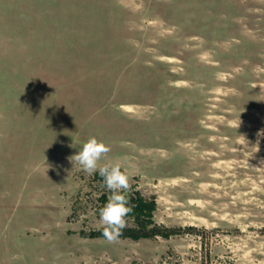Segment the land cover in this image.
I'll list each match as a JSON object with an SVG mask.
<instances>
[{"label":"rangeland","instance_id":"rangeland-1","mask_svg":"<svg viewBox=\"0 0 264 264\" xmlns=\"http://www.w3.org/2000/svg\"><path fill=\"white\" fill-rule=\"evenodd\" d=\"M262 132L264 0H0V264H264ZM90 137L156 203L128 263Z\"/></svg>","mask_w":264,"mask_h":264},{"label":"clouds","instance_id":"clouds-1","mask_svg":"<svg viewBox=\"0 0 264 264\" xmlns=\"http://www.w3.org/2000/svg\"><path fill=\"white\" fill-rule=\"evenodd\" d=\"M261 134L264 132L258 133V136ZM110 151V146L96 137H90L83 143L78 154L69 159L78 163L89 176L98 171L99 176L103 178L102 187L106 188L110 195L106 204L100 209L99 219L103 226L102 235L109 242H115L122 235V230L128 226L127 217L133 208L127 197L131 184L126 172L122 171L121 165L104 164L100 166L98 163Z\"/></svg>","mask_w":264,"mask_h":264},{"label":"trees","instance_id":"trees-1","mask_svg":"<svg viewBox=\"0 0 264 264\" xmlns=\"http://www.w3.org/2000/svg\"><path fill=\"white\" fill-rule=\"evenodd\" d=\"M103 202H107V195H104ZM129 199L133 211L129 214L134 219L135 226H128L122 230L120 237H129L132 239H139L141 237H153L158 234L156 227L148 229L150 224L156 225L152 220L153 212L156 209L154 200H147L140 193H135ZM103 227L99 230L93 231L90 237H104L102 235ZM119 237V238H120Z\"/></svg>","mask_w":264,"mask_h":264},{"label":"crops","instance_id":"crops-1","mask_svg":"<svg viewBox=\"0 0 264 264\" xmlns=\"http://www.w3.org/2000/svg\"><path fill=\"white\" fill-rule=\"evenodd\" d=\"M85 242H92L93 244L100 245L102 243L107 244V247H105L103 254H108L109 256L113 257V258H120L123 259L125 261L131 259L129 255H133L135 254V249L129 251V250H125V249H121L120 245H122L124 247V245L127 244V242L124 243V241H121L120 238H118L115 242H109L106 238H84ZM89 247V250L93 251V248ZM94 258V253H91L87 250V252H85V254L83 255V257H80L78 259L75 260V262H73V264H93L92 263V259Z\"/></svg>","mask_w":264,"mask_h":264}]
</instances>
